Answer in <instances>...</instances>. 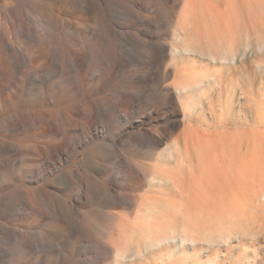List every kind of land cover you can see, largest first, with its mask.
<instances>
[{
    "label": "rangeland",
    "instance_id": "rangeland-1",
    "mask_svg": "<svg viewBox=\"0 0 264 264\" xmlns=\"http://www.w3.org/2000/svg\"><path fill=\"white\" fill-rule=\"evenodd\" d=\"M73 1L0 0L3 10L5 5H16L30 11L33 5L67 24L93 30L89 41L105 50V87L88 100L105 103V111L109 110L105 136L93 133L89 140H78L63 154L58 170L41 173L38 183L34 167L38 162L31 153L15 157L0 151V201L7 193L22 204L27 191L36 195L48 186L59 187V219L54 223L30 208L25 220L17 213H2L0 206V227L6 225L24 236L10 237L0 230V264H113L111 251L143 248L148 236L163 227L187 229L191 235L193 227L217 234L222 229L230 232L235 225L260 235L229 244L188 245L175 249V262L164 264H264V52L255 55L256 60L220 63L217 88L184 94L168 95L180 81L176 75L182 59L168 53L166 75L151 64L154 43L181 48L175 34L182 35V30L196 45L199 38L205 44L214 38L211 45L218 52L230 47L226 37L238 42L248 35L254 50L264 42V0H192L194 6L187 11L185 0H105V13L95 4L90 16L72 11ZM124 32L137 34L141 41H132ZM197 60L199 71L206 73L208 60ZM144 77L149 78L145 83ZM81 101L72 98L70 105ZM63 108L54 110L61 113ZM153 135L161 145L152 143ZM49 139L34 136L33 131L26 137L0 134V140L26 150L44 147ZM102 142L120 158L109 157L106 147L101 150ZM176 147L179 154L170 155ZM91 157L105 165V175L98 173ZM114 186L116 194H104L106 187ZM43 200L47 207L50 198ZM147 206L162 211L152 222L144 214ZM165 211L173 217L167 216L170 221L164 220ZM173 214L179 219L174 220ZM170 246L174 244L148 249L133 264H160L159 254ZM2 247L7 253L1 252Z\"/></svg>",
    "mask_w": 264,
    "mask_h": 264
},
{
    "label": "bare ground",
    "instance_id": "bare-ground-1",
    "mask_svg": "<svg viewBox=\"0 0 264 264\" xmlns=\"http://www.w3.org/2000/svg\"><path fill=\"white\" fill-rule=\"evenodd\" d=\"M194 2L185 0V11L194 6ZM95 4L99 11L105 13V0H75L70 4V9L90 16L94 11ZM4 20L10 27L3 22ZM187 21L188 19L185 18V23ZM67 23L33 5H31L30 11L20 10L16 5H5L4 10L0 8V71L4 69L3 72H0V134L5 138L10 136L26 137L29 132L33 131L34 136L50 138L44 147L34 145L28 150L11 142L0 140V151L6 155L13 154L15 157L25 152L31 153L34 161L38 162L34 164L40 176L36 183L42 179L41 173L52 174L58 170L63 154L73 149L78 140H89L93 133H96V136H105L106 131L105 116L109 110L105 111V103L88 100L90 95L99 94L105 87V77H103L105 50L101 44L98 43L94 47L91 44L92 41H89L90 36H94L90 27ZM123 34L130 35V39L134 42L141 41L135 33L124 32ZM175 35L182 43L181 48L170 46L166 42L154 43L155 54L151 59V64L157 68V73L160 75H166L169 72V69L164 67V59L167 55L179 57L184 61L179 74L176 75L180 81L174 85L172 91L168 90V95L172 92L184 94L190 90L215 89L219 84L218 77L221 72L218 67L220 63L234 65L243 59H255L253 58L255 55L264 52V42L261 43L264 38H260L262 40L258 46L255 43L257 47L254 46L253 50L252 41H249L248 35L244 37L245 40L242 38L238 42L237 38L226 37L230 47L218 52L214 49V45H211L214 38H210L211 43L208 44L199 38L196 45L191 42L186 31L182 30V35L178 33ZM256 41L258 42V39ZM198 57L208 60L206 73L199 71ZM148 80V77H144L141 82L145 83ZM75 97L82 98V101L74 107L70 105V101ZM57 107H64L63 111L58 113L54 110ZM42 108L44 110H41ZM70 111L71 113H69ZM74 116H77L79 120H74ZM69 132L73 134L70 135ZM150 140L155 145L162 143V140L154 135ZM186 140H188L187 137ZM115 145L116 143L113 148ZM105 147L109 157H115L114 160L120 158L119 153L113 154L115 151L113 153L109 151L105 142L99 144L101 150L105 151ZM169 154H179V148L170 150ZM91 158L98 173L105 175V165L101 160L95 157ZM91 178L96 180L94 176ZM102 185L105 187V179ZM6 188L5 186L3 190ZM116 191L115 186L113 188L106 187L104 194L113 196L117 193ZM35 193L37 192L27 191L22 195L21 199L24 200L22 204L18 199H12L9 194L5 193L6 195L0 201L2 213H17L19 218L26 220L30 218V214H28V208H30L32 211L43 213L53 223L58 221L59 187L48 186L46 189H41L40 192L38 190V194L35 195ZM45 196L50 198L47 207L43 200ZM159 211L152 209V206H147L144 214L152 222L154 215L160 214ZM166 211L168 212V210ZM166 211L167 215L164 220L169 219L167 218L169 214ZM160 212L162 213V211ZM175 212L173 211V213ZM173 215L174 220L179 219L177 215ZM199 225L201 227V224ZM193 228H191L193 231L188 228L191 231L190 235L186 232L187 229L163 227L155 236H148V242L143 248L132 247V252L127 248H117L111 251V256L114 258L113 264H133V262L143 259L148 249H159L163 245L174 244L159 254L157 261L164 264L166 261L172 262L175 259V249L182 250L188 245L203 241L211 246L229 244L236 239H254L260 235L253 228L243 229L240 225H235L233 229H230V232L225 233L226 229H222L220 230L222 232L215 231L217 234L210 233L211 235L200 231V228L197 229L198 231L195 227ZM0 230L10 237L16 236L19 239L24 237L23 234L17 232L18 230L6 225L0 227ZM23 245L29 247L24 240ZM1 252L7 253V250L2 247ZM1 257L3 254L0 255V259ZM179 262L176 264H182Z\"/></svg>",
    "mask_w": 264,
    "mask_h": 264
}]
</instances>
